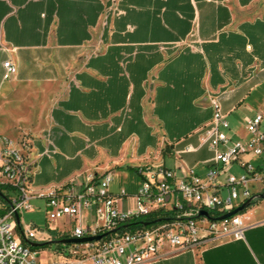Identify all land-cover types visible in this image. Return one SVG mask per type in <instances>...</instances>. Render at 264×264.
Here are the masks:
<instances>
[{
	"label": "crops",
	"instance_id": "obj_1",
	"mask_svg": "<svg viewBox=\"0 0 264 264\" xmlns=\"http://www.w3.org/2000/svg\"><path fill=\"white\" fill-rule=\"evenodd\" d=\"M212 100L234 141L248 138L246 117L264 115V0H0V135L36 162L31 201L107 171L136 176L134 192L115 195L135 194L145 166L205 175ZM242 158L264 169V154ZM242 215L244 239L149 264H264V199ZM75 225L38 237L58 241ZM39 242L52 249L44 264L66 261L63 244Z\"/></svg>",
	"mask_w": 264,
	"mask_h": 264
},
{
	"label": "built area",
	"instance_id": "obj_2",
	"mask_svg": "<svg viewBox=\"0 0 264 264\" xmlns=\"http://www.w3.org/2000/svg\"><path fill=\"white\" fill-rule=\"evenodd\" d=\"M4 66L5 78L9 79L16 67L11 60ZM212 103L213 119L202 142L208 143L214 157L205 175L191 169L179 176L176 170L164 166H145L139 169L142 180L133 195L124 189L113 194L114 173L107 171L101 178L91 176L80 191L73 187L67 192L54 189L36 196L46 199L49 223L76 222L68 232H61L60 240L47 238L63 244L61 254L66 261L54 264H149L175 252L200 250L223 236L245 238L242 213L216 218L250 199L257 202L264 194V169L242 158L264 154V115L246 117L248 138L234 141L227 133V115L216 100ZM235 165L243 172H234ZM35 172L36 162L22 147L0 135V187L16 192L15 196H4L0 190V264H40L39 241L47 239L40 240L42 231L34 223H23L21 217L34 210L31 186ZM202 211L208 215H202ZM89 212H94V218L88 223L84 218ZM138 220L142 221L134 224ZM96 236L102 237L81 243L62 242Z\"/></svg>",
	"mask_w": 264,
	"mask_h": 264
},
{
	"label": "rangeland",
	"instance_id": "obj_3",
	"mask_svg": "<svg viewBox=\"0 0 264 264\" xmlns=\"http://www.w3.org/2000/svg\"><path fill=\"white\" fill-rule=\"evenodd\" d=\"M19 110L21 111L22 109H19ZM13 112H15V109ZM0 117L3 118L4 120L6 119L7 121H9V119L6 118L4 114H0ZM261 127L264 130V125H262ZM3 129H4L3 127H0V131H3ZM135 183H136V176L132 172H130L128 176H125L123 173H117L115 174L111 189L113 190V192L118 193L122 189V187H126L128 191L134 192ZM0 190L4 194V196H15L16 195V192L10 189L9 187L1 186ZM259 200L260 199H258L257 201ZM31 203L34 206V210L26 211L21 215L23 223L25 224L34 223L42 231V233L47 232V231L49 232V228L56 229L54 228V222L49 223L47 221L45 202L40 199H35V200H32ZM49 246L51 248H55L56 243H51ZM50 250L52 249L45 248V250H43V252L41 253L39 257L40 264H44L50 259L51 257Z\"/></svg>",
	"mask_w": 264,
	"mask_h": 264
},
{
	"label": "water",
	"instance_id": "obj_4",
	"mask_svg": "<svg viewBox=\"0 0 264 264\" xmlns=\"http://www.w3.org/2000/svg\"><path fill=\"white\" fill-rule=\"evenodd\" d=\"M261 198L264 199V194H261L260 195ZM252 200L253 199H250L248 200L246 203H244L243 205L239 206L238 208L234 209L233 211L231 212H228L220 217H217L216 219H224V218H228L234 214H237V213H242L244 212L247 208H249L251 205H252ZM202 215H208V212L207 211H202L201 212ZM144 224H149L150 222H143ZM102 236H96V237H90V238H82V239H64L62 240V242H65V243H71V242H77V243H81V242H87V241H90V240H99Z\"/></svg>",
	"mask_w": 264,
	"mask_h": 264
},
{
	"label": "trees",
	"instance_id": "obj_5",
	"mask_svg": "<svg viewBox=\"0 0 264 264\" xmlns=\"http://www.w3.org/2000/svg\"><path fill=\"white\" fill-rule=\"evenodd\" d=\"M255 203H256V201H254L253 203H252V205H255ZM147 219H152V218H147ZM142 220H138V221H136V222H134V224H138V223H140Z\"/></svg>",
	"mask_w": 264,
	"mask_h": 264
}]
</instances>
